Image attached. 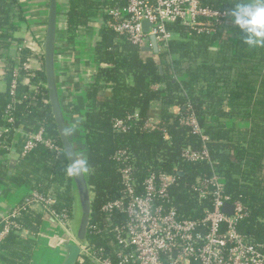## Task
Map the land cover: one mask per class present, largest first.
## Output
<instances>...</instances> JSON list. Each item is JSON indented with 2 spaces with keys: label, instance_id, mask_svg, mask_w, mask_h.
<instances>
[{
  "label": "trees",
  "instance_id": "trees-1",
  "mask_svg": "<svg viewBox=\"0 0 264 264\" xmlns=\"http://www.w3.org/2000/svg\"><path fill=\"white\" fill-rule=\"evenodd\" d=\"M7 1L5 8L0 0V45L16 41V55L5 59L6 69L0 71V83L5 84L0 89V127L8 124L4 112L10 102L13 66L30 60L33 76H29V84L45 80L40 71L41 56L27 45L20 47L22 38L13 37L19 25L15 22L23 20L21 2ZM200 1L205 7L225 12L233 3V0ZM121 2L61 1L58 54L61 42L66 40L76 46L80 44L77 32L89 33L95 63V69L84 78L87 110L70 122L88 164L92 189L90 224L97 227L89 231L87 240L98 249L109 250L111 234L106 225L125 219L122 213H103L100 208L123 196L120 174L123 163L115 158V153L126 150L139 186L148 172L174 176L170 189L174 204L191 218L201 217L202 207L191 197L189 186L199 177L217 175L231 200L247 209V215L236 223V230L251 243L264 242V48H248L225 18L210 34H198L179 22L170 23L167 27L177 38L157 57L146 55L108 26L110 16L106 11ZM30 32L26 36H32ZM26 73L29 72L21 70L18 75L20 98L29 89V84L20 82ZM102 89L110 91L109 100H100ZM20 98L11 110L15 119L12 127L17 130L22 125L28 132L42 125L45 136L61 146L49 104L42 97H38L36 104L29 98ZM153 106L160 110L158 122L156 128L146 130L143 124ZM173 107L178 111L173 112ZM65 108L67 111L66 105ZM190 113L208 138L204 143L209 155L206 160L192 162L182 157L184 151L199 150L203 143L200 135L179 123L181 116ZM116 120L124 122V131L114 129ZM15 131L10 132V141ZM5 152L0 149V153ZM27 159H31L37 171L27 176L31 183L29 191L51 196L56 200L52 207L58 212L68 210L72 218L71 178L65 172L64 153L37 144ZM179 171L183 174L178 175ZM4 174L0 170V178ZM42 221L41 211L29 209L22 213L19 224L36 235ZM45 240L42 251L33 255L34 240L10 233L0 242V264H59L62 241L52 247L51 241ZM75 264L99 263L83 255Z\"/></svg>",
  "mask_w": 264,
  "mask_h": 264
},
{
  "label": "built area",
  "instance_id": "built-area-1",
  "mask_svg": "<svg viewBox=\"0 0 264 264\" xmlns=\"http://www.w3.org/2000/svg\"><path fill=\"white\" fill-rule=\"evenodd\" d=\"M121 1L106 11L110 16L108 26L139 47L149 45L145 39L155 36L159 53L166 50L168 43L177 36L167 27L168 24L179 22L198 34H210L225 19V11L205 7L200 0ZM144 20L150 24L147 31L142 28ZM26 45L34 54L41 56L40 71L43 72V39H39L36 34L25 36L20 47ZM21 70L29 73L20 82L29 84V76H33L30 73V60L12 68L10 102L4 112L8 124L0 127V149L7 152L12 143L9 134L16 130L12 127L15 119L11 116V110L20 102L17 87ZM44 90L46 91L45 80L36 85L29 84L28 92L21 93L20 99L29 98V101L36 104L38 97H42L48 103ZM68 117L70 118L69 115ZM157 122V119L149 116L143 128L152 130L156 128ZM179 123L189 127L192 133L200 135L203 142L199 150H186L182 157L192 162L208 159V150L204 144L208 138L203 134L195 116L192 113L181 116ZM114 129L124 131L126 126L122 120H116ZM45 134L42 125L25 132L19 143L18 161L28 158L29 152L37 144L56 153L62 151V147ZM115 158L123 163L120 170L123 196L107 202L100 210L103 213H122L125 219L106 225L110 227L108 232L111 234V240L107 244L109 250L96 248L86 238L79 243L84 255L91 256L99 264H264V242L247 241L235 227L238 220L247 215V209L240 202L231 200L224 192L223 180L217 175L199 177L189 186L191 197L202 207V216L191 218L181 213L174 204L175 199L170 192L175 182L174 176L165 172H148L139 186L134 178L135 167L130 161L129 153L119 150L115 153ZM55 203L56 200L49 195L28 191L0 217V242L10 233H26L19 224V219L29 209L49 214L60 229L70 236L72 218L66 209L56 211L52 207ZM225 203L233 206L232 215L222 211ZM96 227V224H89L88 233ZM81 260L82 256L79 257V261Z\"/></svg>",
  "mask_w": 264,
  "mask_h": 264
},
{
  "label": "crops",
  "instance_id": "crops-1",
  "mask_svg": "<svg viewBox=\"0 0 264 264\" xmlns=\"http://www.w3.org/2000/svg\"><path fill=\"white\" fill-rule=\"evenodd\" d=\"M19 1L21 2L23 9V20H21V22H15L19 25L17 24V30L13 32V37L16 39H23L29 31H31L32 34H36L39 39H43L48 13V0ZM7 3V0H3V6L5 8L8 7ZM78 36L80 40L79 42H76L80 44L75 46V44L67 43L65 40L61 42L58 54L59 80L62 99L63 103L67 106V112L69 111L68 115L72 121L75 117L83 115L87 110L84 96V78L95 69V63H93V55L91 51L90 34H85L83 32L81 35L80 32H77L76 37ZM15 44L16 41H12L11 43L9 42L8 46L0 45V71L3 72V70L6 69L5 59L8 60L16 55ZM4 87L5 84L0 83V89L2 90ZM98 96L101 101H106L110 99L111 93L108 89H102L99 91ZM159 111L160 110L157 106H153L149 110V116L158 120ZM172 111L177 112L178 109L173 107ZM19 133L20 143L25 136L24 126ZM10 158V152L0 153V170L5 173L0 178V213L4 212L9 204L20 200L29 191L31 183L27 176L28 174H35L37 172L32 166L31 159L26 158L23 161H18L14 169L8 175V171L10 170L8 166ZM52 227L53 221L43 214V221L36 235L33 233L31 234L28 230H26V233L20 234L24 240L32 239L35 241L36 245L33 249V255H37L42 251L45 243H47V240L45 239L50 241ZM58 244L59 243L52 247H56Z\"/></svg>",
  "mask_w": 264,
  "mask_h": 264
},
{
  "label": "water",
  "instance_id": "water-1",
  "mask_svg": "<svg viewBox=\"0 0 264 264\" xmlns=\"http://www.w3.org/2000/svg\"><path fill=\"white\" fill-rule=\"evenodd\" d=\"M62 0H48V13L46 20L45 33L43 37V75L46 84V93L48 98V104L50 113L53 118V122L56 128V132L62 147V152L65 157L71 158H83L84 155L81 152L80 146L75 139L74 128L69 121V117L66 112L65 104L63 103L61 86L59 80V67H58V29H59V16ZM150 24L144 20L142 22V28L147 31ZM149 45H143L140 50L146 55H152L157 57L158 47L155 40V36L151 35L145 39ZM23 129L20 125L12 139L9 159V171L8 175L14 169L19 160V131ZM180 171L178 175H182ZM71 178V190L73 199L72 210V223H71V235L65 234L54 219L45 214L53 221V227L51 230L50 241L52 245H56L62 241V258L59 264H75L79 261V257L83 256V252L79 247V243L83 242L87 238L88 228L92 215V189L88 179V169L79 176H72ZM19 201V200H18ZM18 201H15L8 205L4 212L0 213V217H3L5 213L11 208V206ZM222 211L232 215L233 206L225 203L222 206ZM74 238V239H72ZM59 241V242H58Z\"/></svg>",
  "mask_w": 264,
  "mask_h": 264
},
{
  "label": "clouds",
  "instance_id": "clouds-1",
  "mask_svg": "<svg viewBox=\"0 0 264 264\" xmlns=\"http://www.w3.org/2000/svg\"><path fill=\"white\" fill-rule=\"evenodd\" d=\"M224 15L243 44L251 49L264 48V0H233ZM87 168L86 159L66 157L65 172L69 177L79 176Z\"/></svg>",
  "mask_w": 264,
  "mask_h": 264
},
{
  "label": "rangeland",
  "instance_id": "rangeland-1",
  "mask_svg": "<svg viewBox=\"0 0 264 264\" xmlns=\"http://www.w3.org/2000/svg\"><path fill=\"white\" fill-rule=\"evenodd\" d=\"M175 38H177V36H176V37H174V39H175ZM70 122H73V121H72V120H70ZM70 236H72V235H70ZM72 239H74V238H72ZM58 242H59V241H58Z\"/></svg>",
  "mask_w": 264,
  "mask_h": 264
}]
</instances>
